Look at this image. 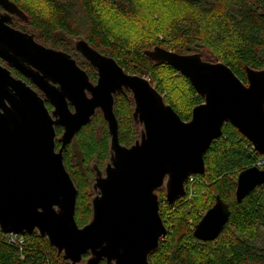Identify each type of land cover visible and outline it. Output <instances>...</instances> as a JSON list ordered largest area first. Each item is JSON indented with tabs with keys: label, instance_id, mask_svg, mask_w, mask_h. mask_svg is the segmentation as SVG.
<instances>
[{
	"label": "water",
	"instance_id": "1",
	"mask_svg": "<svg viewBox=\"0 0 264 264\" xmlns=\"http://www.w3.org/2000/svg\"><path fill=\"white\" fill-rule=\"evenodd\" d=\"M18 17L28 19L17 3L0 0V59L6 63L0 61L3 233H38L71 264H150V255L168 234L158 191H165L170 206L184 198L189 177L206 174L205 153L225 124L238 129L264 157V69L247 66L244 82L228 64L205 59L208 52L183 54L161 46L148 50L152 61L174 67L204 98L184 120L149 78L125 71L115 58L78 39L76 50L96 70L94 83L72 54L15 28ZM127 91L140 135L131 146L120 142L114 112L116 95ZM98 111L111 136L110 160L104 170L95 167L92 218L81 227L76 221L78 189L65 167L64 151ZM56 127L63 128L60 137ZM263 184L264 169L242 170L237 202ZM230 212V205L217 196L195 225L194 236L217 239Z\"/></svg>",
	"mask_w": 264,
	"mask_h": 264
},
{
	"label": "trees",
	"instance_id": "2",
	"mask_svg": "<svg viewBox=\"0 0 264 264\" xmlns=\"http://www.w3.org/2000/svg\"><path fill=\"white\" fill-rule=\"evenodd\" d=\"M12 1L28 17L16 18L13 26L34 32L38 42L66 51L73 57V53L84 57L74 45L76 40L85 39L101 53L115 58L125 71L132 74L146 77L151 73L153 78H157L162 68H170L177 73L172 66L156 64L146 53L155 46L164 47L168 38L176 39L177 50L173 51L183 54L208 52L215 61H221L218 58L221 56V62L228 64L244 82H247V66L264 69V0H180L193 9L173 17L166 27L164 38L152 45L118 34L104 17L107 10L129 18L142 16L147 7L145 0ZM0 61L6 65L5 61ZM86 64L90 79L96 82V70L88 61ZM11 70L15 76L33 85L16 69ZM192 91L196 96V105L202 103L204 98L193 87ZM169 104L175 108L174 103ZM134 106L130 92L116 95L114 112L119 121L120 142L126 146L134 144L140 136L134 123ZM181 117L184 120L190 118L182 114ZM56 131L58 136L61 135L62 127H56ZM110 145L107 122L102 112L98 111L64 151L65 167L78 189L76 221L81 227L91 221L95 167L104 170L110 160ZM60 146L57 142V148ZM259 158L252 143L238 129L230 123L224 125L222 136L213 141L205 153L206 174L201 176V183L207 184L211 194L210 205L215 203L217 196L230 205L228 224L217 239L202 241L194 236L190 217L182 211L168 216L161 208L168 234L161 240L158 250L150 255V264H264V246L255 243L259 227L264 222V184L240 203L236 200L239 173L254 166ZM186 190L187 196L176 202H180L182 208L198 200L191 198L194 192L189 185H186ZM158 194L163 197L165 191L159 190ZM164 205L169 206L161 200V207ZM194 213L192 210L190 215ZM196 217L198 220L194 224L202 216ZM88 256L85 255V258ZM0 264L71 263L64 260L48 239L38 233L23 235V243L20 244L11 242L0 230ZM99 264L108 263L103 260Z\"/></svg>",
	"mask_w": 264,
	"mask_h": 264
},
{
	"label": "rangeland",
	"instance_id": "3",
	"mask_svg": "<svg viewBox=\"0 0 264 264\" xmlns=\"http://www.w3.org/2000/svg\"><path fill=\"white\" fill-rule=\"evenodd\" d=\"M145 3L147 7L145 13L143 14V19V15L137 18H129L120 16L112 10H107L104 14V17L114 28V30L118 32V34L130 36L132 39H135V41L141 42L142 44L152 45V43L154 44V42L160 41L164 38L166 27L169 26V23L173 17L193 9L192 6L180 0H145ZM164 48H171L168 50H177L176 39L168 38ZM73 54L80 62L78 64L83 69L88 71L86 68V59L79 54ZM218 58L221 61L223 60L221 56ZM205 59L215 61V58L210 54L206 55ZM146 77L152 81L151 83L155 87L161 89L159 92L164 95L165 101H167V103L169 102L175 104V109L180 115L182 114L183 116L191 117L192 109L196 105L197 100H195L196 96L194 91H192L191 84L188 82L185 76H181L179 72L176 73L170 68H162L158 73L157 78L154 77V79L151 73H148ZM51 108L52 106L49 105V109L52 111ZM259 160L260 158L257 160V163ZM201 176L203 175H197L196 177L198 180H194L193 182L188 181L186 184L187 186L189 185V188L191 187V190L194 192V195L191 198L198 199L196 203L190 202V204L184 206L185 208H182L183 206L180 205V202L171 206L164 205L161 207L162 212L164 211L168 216H174L182 211L185 215H187L188 218L190 217L189 223L192 224L194 228V225L198 223L197 222L194 224V222L198 220L196 216L200 215L203 217L204 209L206 210L207 207L210 208L213 206L210 205L211 194L208 192L209 190L207 188V184H205V182L203 184L201 183L203 181V177ZM159 197L165 202L166 196L163 195L162 197L159 195ZM192 210H194L196 213L191 216L190 214ZM202 217H200L199 221ZM255 243L264 246V222H262L261 226L259 227V235L255 240Z\"/></svg>",
	"mask_w": 264,
	"mask_h": 264
},
{
	"label": "built area",
	"instance_id": "4",
	"mask_svg": "<svg viewBox=\"0 0 264 264\" xmlns=\"http://www.w3.org/2000/svg\"><path fill=\"white\" fill-rule=\"evenodd\" d=\"M254 166H258L259 168L261 169H264V157L260 156V160L258 161V163H256ZM196 176L197 175H191L189 177V180L190 182H193L194 180H196ZM187 181V182H188ZM187 184V183H186ZM192 192V190H191ZM5 235L8 237V239L11 241V242H14V243H20L22 244L23 243V235H17V234H6Z\"/></svg>",
	"mask_w": 264,
	"mask_h": 264
},
{
	"label": "flooded vegetation",
	"instance_id": "5",
	"mask_svg": "<svg viewBox=\"0 0 264 264\" xmlns=\"http://www.w3.org/2000/svg\"><path fill=\"white\" fill-rule=\"evenodd\" d=\"M15 19H16V18H15ZM15 19H14V20H15ZM91 81H92V80H91ZM96 81H97V80H96ZM94 83H96V82H94ZM32 86H33L35 89H37L35 85H32ZM120 94H121V93H120ZM122 94H124V93H122ZM46 104H47L48 107H49V105H51L48 101L46 102ZM51 106H52V105H51ZM71 108L73 109V106H72V105H71ZM51 109H53V106H52ZM190 118H191V117H190ZM190 118H189V119H190ZM189 119H188V120H189ZM62 130H63V128H62ZM62 133H63V132H62ZM61 135H62V134H61ZM61 135H59L58 137H60Z\"/></svg>",
	"mask_w": 264,
	"mask_h": 264
}]
</instances>
